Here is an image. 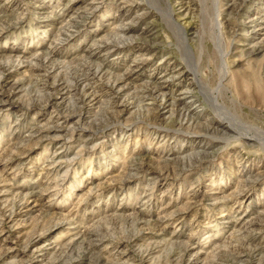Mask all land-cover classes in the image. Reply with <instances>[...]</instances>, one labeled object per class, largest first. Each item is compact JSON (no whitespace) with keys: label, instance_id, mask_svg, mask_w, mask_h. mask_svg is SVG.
<instances>
[{"label":"rangeland","instance_id":"374dc122","mask_svg":"<svg viewBox=\"0 0 264 264\" xmlns=\"http://www.w3.org/2000/svg\"><path fill=\"white\" fill-rule=\"evenodd\" d=\"M213 3L0 0V264H264V0Z\"/></svg>","mask_w":264,"mask_h":264},{"label":"bare ground","instance_id":"6f19581e","mask_svg":"<svg viewBox=\"0 0 264 264\" xmlns=\"http://www.w3.org/2000/svg\"><path fill=\"white\" fill-rule=\"evenodd\" d=\"M165 3L167 4V2L165 1ZM217 0H214V3H213V7L215 8V9H217ZM201 5H202V7H203V3H201ZM219 11H217V14L219 15ZM169 21H170V24L173 26V27H177V25H176V23H174V21L172 20V19H169ZM216 23H217V25L219 26V22H218V18H216ZM179 30H181L179 27H177ZM118 31L119 32H121V34H126L127 33V31H128V29H130L129 27H127V26H123V27H121V26H119L118 28ZM182 31V30H181ZM183 33V32H182ZM181 38H182V36H181ZM181 41L182 42H184V43H186V38H185V35L183 34V38L181 39ZM184 45V44H183ZM184 46H187V45H184ZM260 50H264V45H262V46H259V47H257V48H255V49H252L250 52L251 53H255V52H257V51H260ZM49 59V58H48ZM43 64V63H42ZM51 64V63H50ZM86 65V64H85ZM46 66V65H45ZM199 62L198 61H192V58L190 57V55H188V58H187V64H186V68L185 69H182L181 71L182 72H184V71H186V69H187V71L189 72V74L191 75V82H190V84H189V86L190 85H192V86H196L200 91H201V93H204V94H207V96L209 95V97H211L215 102H216V95H215V92L217 93H220L222 90H226L225 89V87H224V85L222 84V80H223V75L222 76H220V80H219V84H218V86H217V88L215 89V90H213V89H211V88H209L206 84H205V82L203 81V79L202 78H200V76H199ZM48 69V68H47ZM45 71V70H44ZM84 72V74L82 75H78L77 74V76H74V77H76L77 78V80H75L74 82H76L78 85L79 84H82L81 83V80L83 81V82H88V80L91 78H94L95 77V71L93 72L92 70H83ZM47 72V71H46ZM49 73V72H48ZM101 73V72H100ZM49 74H51V73H49ZM48 74V75H49ZM80 76V77H79ZM61 80V79H60ZM63 80V79H62ZM77 81H79V82H77ZM92 81H93V79H92ZM70 82V81H69ZM91 82V81H90ZM92 83V82H91ZM108 83V82H107ZM50 84V83H49ZM53 84V83H52ZM62 84H64V82L62 83ZM88 84H86V85H84V86H82L81 88H77V87H75L74 88V90H75V92L76 93H79L80 91H83V94L81 95V96H79V98H78V101H79V103H80V109L82 108V109H84V97H85V94H88V93H86V89L88 88V86H87ZM162 85H164V84H158V85H153L152 87H148V86H144V88H143V90L145 91V93H148V95H152V96H155V97H160V105L159 106H161V105H166L167 103H168V100H167V98L165 97V93H164V90H163V88L162 87H164V86H162ZM60 86V85H59ZM120 86V85H119ZM46 87V86H45ZM60 87H62L61 89L62 90H64V89H66L65 91H67V92H69L68 90H67V86L65 85V86H60ZM68 87H70V86H68ZM94 87V86H93ZM55 88V87H54ZM70 88H72V87H70ZM92 88V87H91ZM95 88V87H94ZM117 88V83L116 82H113L112 84H111V87H110V91H112V92H114V94H117L118 92H119V89H117V90H115L114 91V89H116ZM190 88V87H189ZM51 89V88H50ZM59 89V88H58ZM89 89V88H88ZM93 90V89H92ZM91 90V91H92ZM96 90V89H95ZM107 90V89H106ZM58 91V90H57ZM55 92V91H54ZM88 92V91H87ZM95 92V91H94ZM98 92V91H97ZM156 92H160V93H156ZM100 93V92H99ZM111 93V92H110ZM185 93H187V90H185V91H183L182 92V94H185ZM7 94V93H6ZM57 94V93H56ZM69 94V93H68ZM90 94V93H89ZM114 94H112V95H114ZM50 95V94H49ZM77 95H79V94H77ZM101 95V94H100ZM120 95V94H119ZM73 96V95H72ZM91 96H93L92 94H90V97ZM1 97V96H0ZM111 97V96H110ZM98 98V97H97ZM115 98H117L116 97V95H115ZM89 99V98H88ZM91 99V98H90ZM89 99V100H90ZM93 99H95V97L93 98ZM92 99V100H93ZM110 99V98H109ZM4 100V99H3ZM53 100V99H52ZM55 100V99H54ZM150 100V99H149ZM56 102V101H55ZM89 103H90V101H89ZM172 105L173 106H179V109L177 110V111H179V116H181V117H183L184 118V120H187V121H189V120H192L193 118H192V116L189 114L190 112H189V108H188V105L187 104H185L183 101H181V102H175V100H172ZM54 105V104H53ZM113 106L114 107H116V106H118V104H117V102L116 101H113L112 102V108H113ZM122 106V105H121ZM124 107V106H123ZM75 108V107H74ZM79 109V110H80ZM107 109V108H106ZM181 111V112H180ZM189 112V113H188ZM225 112V111H224ZM117 113H119L117 110L116 111H111V113H109L112 117H114ZM150 114V113H149ZM58 115V114H57ZM225 117H226V120L227 121H225L224 119H222L221 118V120H220V124H221V127H227L228 129H230V131L231 132H233V133H239L240 132V130L238 129V128H240L239 126H246L245 124H241L240 123V121H239V119L236 117V116H234V115H230V114H228V112L225 114ZM55 119V118H54ZM67 120V119H66ZM232 123H235V124H237V125H239V126H237V125H234V126H236V127H238V128H236V127H234V126H232L233 124ZM231 124V125H230ZM217 126H218V124H217ZM218 127H216V126H214V127H208V130H213V129H217ZM247 129H249L251 132H253V133H255V134H257V135H264V132L263 131H261L259 128H256V127H246ZM75 131V130H74ZM246 136H248L249 138H253V135L252 134H249V135H246ZM131 168V167H130ZM136 169V168H135ZM137 171V170H136ZM262 251V250H261ZM261 260V259H260Z\"/></svg>","mask_w":264,"mask_h":264}]
</instances>
